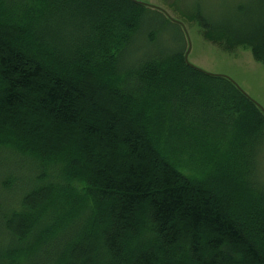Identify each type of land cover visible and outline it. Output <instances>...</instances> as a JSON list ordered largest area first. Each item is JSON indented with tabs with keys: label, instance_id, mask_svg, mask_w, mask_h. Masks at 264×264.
<instances>
[{
	"label": "trees",
	"instance_id": "16d2710c",
	"mask_svg": "<svg viewBox=\"0 0 264 264\" xmlns=\"http://www.w3.org/2000/svg\"><path fill=\"white\" fill-rule=\"evenodd\" d=\"M161 2L0 0V264H264V112L178 22L264 61V2Z\"/></svg>",
	"mask_w": 264,
	"mask_h": 264
},
{
	"label": "rangeland",
	"instance_id": "374dc122",
	"mask_svg": "<svg viewBox=\"0 0 264 264\" xmlns=\"http://www.w3.org/2000/svg\"><path fill=\"white\" fill-rule=\"evenodd\" d=\"M135 1L162 9L167 16L177 18L161 0ZM185 2L201 4L209 17L215 21H222L225 17L233 19L239 16L244 11L238 12L240 5L248 10L253 5L262 4L264 0H185ZM178 22L183 25L188 63L207 73L228 77L264 112V61L255 58L250 47L236 46L227 50L218 43L206 40L195 22L184 19H179ZM164 37L170 41L176 39L169 31L164 32ZM174 41L173 45L182 46L181 42L174 44ZM261 168L264 176V155L261 159Z\"/></svg>",
	"mask_w": 264,
	"mask_h": 264
},
{
	"label": "water",
	"instance_id": "95a60500",
	"mask_svg": "<svg viewBox=\"0 0 264 264\" xmlns=\"http://www.w3.org/2000/svg\"><path fill=\"white\" fill-rule=\"evenodd\" d=\"M135 1V0H134ZM137 2V1H136ZM143 4V3H142ZM180 23V22H179ZM181 24V23H180ZM182 25V24H181ZM183 26V25H182ZM187 55H188V53L186 52L185 53V55H184V59H185V61L188 63V61H187Z\"/></svg>",
	"mask_w": 264,
	"mask_h": 264
}]
</instances>
